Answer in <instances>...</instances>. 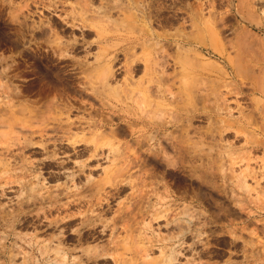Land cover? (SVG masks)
Wrapping results in <instances>:
<instances>
[{
	"label": "rangeland",
	"instance_id": "374dc122",
	"mask_svg": "<svg viewBox=\"0 0 264 264\" xmlns=\"http://www.w3.org/2000/svg\"><path fill=\"white\" fill-rule=\"evenodd\" d=\"M146 258L264 264V0H0V264Z\"/></svg>",
	"mask_w": 264,
	"mask_h": 264
},
{
	"label": "bare ground",
	"instance_id": "6f19581e",
	"mask_svg": "<svg viewBox=\"0 0 264 264\" xmlns=\"http://www.w3.org/2000/svg\"><path fill=\"white\" fill-rule=\"evenodd\" d=\"M59 42H60V41H59ZM59 42H57V43L54 45V47H52L53 49L55 48L54 50H61V49H63V47H65V45L62 44L63 42H60V43H59ZM53 44H54V43H53ZM66 46L68 47L67 44H66ZM66 50H67V49H66ZM23 51H24L23 54L27 57V55H26V54L28 53L27 50H23ZM61 52H62V51H61ZM59 53H60V52H59ZM161 56H162V55H161ZM163 56H164V54H163ZM166 56H167V55H166ZM166 56H165V57H166ZM156 57H157V56H156ZM167 57H168V56H167ZM162 58H163V57H162ZM171 58H172V57H171ZM173 58H175V57H173ZM96 59H97V58H96ZM153 59H154V58H153ZM159 59H161V57H160ZM155 60H156V61H155L156 66H157L158 64H161V65H162V66L160 65L161 68H162V69L160 68V70L163 71L164 68H165L166 66L168 67L167 62H166L167 59L165 60V58H164V59H163L164 61H161V60H162V59H161L160 62H159V60L157 61V58H156ZM172 60H173V59H172ZM176 60H177V58H176ZM170 61H171V60H170ZM83 62H84V61H83ZM168 62H169V61H168ZM171 62H172V61H171ZM152 63H153V62H152ZM155 63L152 64L153 67H151L152 65H150V67H151L152 69H155V68H156ZM146 64H147V63H146ZM149 64H150V62H149ZM149 64H147V65H149ZM175 64H176V63H175ZM84 65H85V63H84ZM102 65H103V64H102ZM123 65H124V64H123ZM147 65H146V67H147ZM169 65H170V64H169ZM75 66H76V64H75ZM107 66H108V65H107ZM128 66H129V65H128ZM154 66H155V67H154ZM158 66H159V65H158ZM158 66H157V68H158ZM160 66H159V67H160ZM163 66H164V68H163ZM73 67H74V66H73ZM76 67H77V66H76ZM76 67H75V69H78V68H76ZM79 67H81V69H82V66H79ZM111 67H112V66H111ZM124 67H125V66H124ZM134 67H135V66H134ZM136 67H137V65H136ZM105 68H106V67H105ZM108 68H109V67H107L106 69H108ZM126 68H127V69L129 68L128 71L130 70V67H126ZM79 69H80V68H79ZM106 69H105V70H106ZM131 69H132V68H131ZM134 69H135V68H134ZM134 69H133V70H134ZM148 69H149V67H148ZM148 69H146V70H148ZM47 70H48V69H47ZM108 70H111V69H108ZM108 70H107V71H108ZM112 70H113V69H112ZM112 70H111V72H113ZM156 70H157V69H155V71H156ZM160 70H159V71L157 70V72L162 73V72H160ZM165 70H167V69L165 68ZM63 71H64V70H63ZM75 71H76V70H75ZM83 71H84V69H83ZM103 71H104V69H103ZM107 71H106V74H107ZM84 72H85V71H84ZM163 72H164V71H163ZM167 72H168V71H167ZM175 72H176V71H175ZM180 72H181V71H180ZM58 73H59V72H58ZM63 73H64V72H63ZM72 73H73V72H72ZM103 73L105 74V72H103ZM126 73H127V72H126ZM129 73H130V72H129ZM172 73H173V72H172ZM45 74H47L48 76H51V77H52V72H51V71H50V72L45 71ZM108 74H109V71H108ZM127 74H128V73H127ZM162 74H163V73H162ZM164 74H166V73H164ZM168 74H169V73H168ZM168 74H166V76H167ZM173 74H174V73H173ZM177 74H178V73H177ZM62 75H63V74H62ZM67 75H68V74H67ZM75 75H76V72H75ZM154 75H155V74H154ZM65 76H66V75H65ZM65 76L63 75V77H65ZM68 76H69V75H68ZM78 76H79V75H78ZM104 76L106 77V75H104ZM166 76H161V77H158V78H157V75H155L154 78H155V77H156V78H155V79L153 78L154 81H156V84H157V85H153V87H154V86H157V89H156V90L159 92L158 96L161 97V98H158L160 101L157 102V105H156V103H155V105H154V106H157V108H159L158 111H157V109H156V110L153 109V110L156 111V113L159 114L158 116L163 115L164 112H167L165 109L168 108V107L170 106V104L175 103V101L178 100V99H177L178 97H176L177 93H175L177 90L174 91L175 88H174V87L172 88V84H171L172 81L169 83V80H172V78H170V79L168 78V77L171 76V73H170V76H169V75H168V77H166ZM173 76H174V75H173ZM46 77H47V76H46ZM53 77H54L55 79H57V82L60 81L59 83L64 84V86H65V84H66V87L68 86V87H67L68 89H69V86L71 85V83H72V85H71L72 88H73V84H76V83H77V82H74V81H76V79H75L74 81L69 80V79H68V80H67V79L65 80L66 77L63 78V77H60V76L58 77V78H59V79H58V78H56V77L54 76V74H53ZM72 77H73V75H72ZM149 77H150V79H152L151 77H153V76L151 75V76H149ZM174 77H175V76H174ZM174 77H173V78H174ZM54 78H53V79H54ZM75 78H77V77L75 76ZM47 79H48V78H47ZM53 79H52V80H53ZM73 79H74V78H73ZM81 79H82V78H81ZM175 79H176V78H175ZM175 79H174V80H175ZM174 80H173V81H174ZM144 81H145V80H144ZM150 81H153V80H150ZM52 82H53V81H52ZM82 82H83V81H82ZM142 82H143V81H142ZM85 83H86V82H85ZM77 84H78V83H77ZM77 84H76V86H77ZM79 84H80V83H79ZM151 84H153V83H151ZM173 84H174V82H173ZM176 84H177V83H176ZM56 85H57V84H56ZM54 86H55V85H54ZM71 86H70V87H71ZM80 86H81V88H83L84 85L82 86V84H80ZM149 86H150V85H149ZM66 87H65V88H66ZM84 87H85V86H84ZM144 87H145V86H144ZM74 88H75V87H74ZM76 88H77V87H76ZM76 88H75V89H76ZM78 88H79V87H78ZM78 88H77V89H78ZM151 88H152V87H151ZM70 89H71V88H70ZM83 89H84V88H83ZM88 89H89V88H88ZM128 89H129V88H128ZM149 89H150V87H149ZM153 89H154V88H153ZM153 89H152V90H153ZM80 90H81V94H82V95H83L84 93H86L85 90H84V91H83L82 89H80ZM80 90H79V91H80ZM124 90H125V88H124ZM133 90H135V89L132 88V89H131V92H132ZM179 90H181V89H179ZM77 91H78V90H77ZM79 91H78V92H79ZM138 91H139V90H138ZM150 91H151V89L149 90V92H150ZM154 91H155V89H154ZM62 92H63V91H62ZM125 92L128 93V92H127V87H126V91H125ZM129 92H130V89H129ZM158 92H156V93H158ZM68 93H69V92H68ZM132 93L134 94V91H133ZM135 93H136V92H135ZM139 93H141V92H139ZM156 93H155V94H156ZM87 94H88V93H87ZM87 94H84V96L87 95ZM97 94H98V93H97ZM78 95H80V93H79ZM88 96H90V95L88 94ZM88 96H87V97H88ZM128 96H129V94H128ZM154 96H155V95H154ZM92 97H93V96L91 95L90 98H92ZM179 97H180V96H179ZM93 98H94V97H93ZM92 100H93V99H92ZM79 101H80V100H79ZM149 101H150V100H149ZM149 103H150V102H149ZM55 104H56V103H55ZM57 104H58V103H57ZM151 104H152V102H151ZM153 104H154V103H153ZM153 104H152V105H153ZM59 105H60V104H59ZM154 106H153V107H154ZM40 109H41V108H40ZM163 111H164V112H163ZM169 111H170V110H169ZM149 112H150V111H149ZM162 112H163V113H162ZM172 112H173V111H172ZM176 112H177V111H176ZM38 113H39V112H38ZM41 113H43V112H41ZM44 113H45V112H44ZM90 113H91V112H90ZM150 113H151V112H150ZM153 113H154V112L152 111V114H153ZM165 114H167V113H165ZM165 114L163 115V117L165 116ZM39 115H40V113H39ZM169 115H171V114H169ZM172 115H173V114H172ZM90 116H91V115H90ZM149 116L151 117V115H149ZM152 116H155V114L152 115ZM182 116H183V115H182ZM156 117H157V116H156ZM156 117H155V118H156ZM160 117L163 118L162 116H160ZM151 118H153V117H151ZM171 118H174V117L172 116ZM171 118H170V119L168 118L169 121L166 120L165 117L163 118V120L161 119L162 121H160V122H154V121H152V120L150 121V123H149V127H150V128H153V129L155 130V135L152 136L153 138H160L161 135H162L161 137H163V138H164V137L167 138V136H169V135H167V134H170L169 130H170L173 126H175L176 123H177V121H173ZM50 119H51V118H50ZM69 119H70V118H68V120H69ZM81 119H82V118H81ZM158 119H159V118H158ZM190 119H191V118H190ZM66 120H67V119H66ZM174 120H176V119H174ZM186 120H188V119H186ZM74 121H75V120H74ZM83 122H84V121H83ZM91 122H94V121H91ZM60 123H62V122H60ZM60 123H59V124H60ZM65 123H66V122H65ZM73 123H75V122H73ZM185 123H186V121H185ZM57 124H58V123H57ZM63 124H64V123H63ZM75 124H76V123H75ZM95 124H96V123H95ZM81 125H82V124H81ZM81 125H80V126H81ZM185 125H186V124H185ZM191 125H192V124H191ZM191 125H190V126H191ZM51 126H52V125H51ZM62 126H63V125H62ZM62 126L60 127V125H59V127L61 128V130H62V128H63ZM77 126H78V125H77ZM92 126H93V125H92ZM186 126H187V125H186ZM42 127H43V126H42ZM57 127H58V126H56V130L58 129ZM177 127H179V126H177ZM44 128H45V127H44ZM48 128H49V127H48ZM50 128H51V127H50ZM52 128H53V131H54V130H55V129H54L55 127L53 126ZM68 128H71V127H68ZM72 128H75V127H73V125H72ZM46 129H47V128H46ZM46 129H45V131H46ZM172 129H173V128H172ZM174 129H175V127H174ZM174 129H173L172 131H174ZM176 129H177V128H176ZM41 130H44V129L41 128ZM59 130H60V129H59ZM66 130H69V129H65V131H66ZM154 130H152V131H154ZM53 131H49L48 134H50V132L52 133ZM176 131H177V130H176ZM41 132H42V131H41ZM47 132H48V130L46 131V133H47ZM54 132H55V131H54ZM56 132H57V131H56ZM60 132H61V131H60ZM69 132H70V131H68V133H69ZM72 132H73V131H72ZM174 132H175V131H174ZM174 132H173V133H174ZM42 133L45 134V132H42ZM65 133H66L65 135H66L67 137H68L69 134H71V135L73 134V133H71V132H70L69 134H68L67 132H65ZM152 133H153V132H152ZM57 134H58V133H57ZM51 135H52V134H51ZM51 135H50L49 137H51ZM53 135H54V134H53ZM151 135H152V134H151ZM166 135H167V136H166ZM170 135H171V134H170ZM56 136L58 137L59 135H56ZM61 136H64V132H63V135H61ZM76 136H77V135H76ZM76 136H75V137H76ZM171 136H172V135H171ZM175 136H176V135H175ZM53 137H54V136H53ZM67 137H66V138H67ZM97 137H98V135H97ZM169 137H170V136H169ZM178 137H179V136H178ZM47 138H48V137H47ZM55 138H56V137H55ZM55 138H54V139L52 138V139L55 140ZM62 138H63V137H62ZM66 138H65V139H66ZM153 138H152V139H153ZM174 138H175V137H174ZM48 139H49V138H48ZM48 139H47V140H48ZM52 139H50V141H51ZM57 139H59V138H57ZM57 139H56V140H57ZM67 139H70V137L67 138ZM81 139H82V138H80V140H81ZM84 139H85V138H84ZM84 139H83V140H84ZM88 139H89V138H88ZM88 139H86V140H88ZM97 139H98V138H97ZM149 139H150V138H149ZM170 139H171V137H170ZM170 139L168 138V140H167L166 142H168ZM53 140H52V141H53ZM150 140H151V139H150ZM153 140H154V139H153ZM161 140H162V139H161ZM174 140H175V139H173L172 142H169V143H171L173 149H174V147H175V148H177V149L179 150V148L181 147V146H180V144H181L180 141H181V140H178V141H179L178 143H180V144L176 143L177 140H175V141H174ZM48 141H49V140H48ZM78 141H79V138H78ZM159 141H160V140H159ZM170 141H171V140H170ZM72 142H74V140H73ZM83 142H84V141H83ZM95 142H96V140H95ZM95 142H94V143H95ZM157 142H158V141H157ZM163 142H164V141H163ZM77 143H78V142H77ZM182 143H183V141H182ZM71 144H72V143H71ZM73 144H74V143H73ZM75 144H76V143H75ZM96 144H97V143H96ZM150 144H151V143H150ZM177 144L179 145V147H177ZM92 145H93V143H92ZM94 145H95V144H94ZM158 145H159V146H162V145H160V144H158ZM171 145H170V146H171ZM152 146H153V143H152ZM152 146H151V147H152ZM155 146H156V145H155ZM182 146H183V145H182ZM95 147H97V146L95 145L93 148H95ZM151 147H150V148H151ZM167 147H168V146H166V147H163V146H162V148L164 149V151H165V148H167ZM153 148H154V146H153ZM157 148L160 149L161 147H158V146H157ZM181 148H182V147H181ZM181 148H180V149H181ZM151 149H152V148H151ZM151 149H149V150H151ZM158 149H157V150H158ZM163 149H161L162 151H160L158 154H160L161 152H164ZM59 150H60V149H59ZM79 150H80V149H79ZM153 150H156V149L154 148V149H152L151 151H149V152H151V153H149V154H152ZM175 150H176V149H175ZM102 151H103V150H102ZM166 151H167V150H166ZM166 151H165V153H167ZM171 151H172V150H171ZM179 151H180V150H179ZM84 152H85V151H84ZM142 152H144V151H142ZM154 152L156 153V151H154ZM154 152H153V153H154ZM171 153H172V152H171ZM156 154H157V153H156ZM167 154H168V153H167ZM92 155H93V151H92ZM97 155H98V154H97ZM152 155H153V154H152ZM163 155H164L163 159H161L160 156L158 157V155H157V156H156V155H153V156H155V159H153V161H154V165H155L156 167H159V166H160V167L163 168V166H164V168H165V163H166V161H164V158H166L167 155L162 154L161 156H163ZM179 155H180V154H179ZM98 156H99V155H98ZM165 156H166V157H165ZM169 156H170V155H169ZM96 157H97V156H96ZM151 157H152V156H151ZM151 157H149V158H151ZM157 157H158V158H157ZM70 158H71V157H70ZM75 158H76V157H75ZM91 158H92V157H91ZM156 158H157V159H156ZM150 160H151V159H150ZM165 160H166V159H165ZM170 160H171V158H170ZM67 161H68V160H67ZM151 161H152V160H151ZM69 162H70V161H69ZM83 162H84V161H83ZM75 163H77V162H75ZM166 164H167V163H166ZM152 165H153V164H152ZM80 166H81V165H80ZM85 166H86V165H84V167H85ZM95 166H96V165H95ZM167 166H168V165H167ZM80 168H82V167H80ZM82 169H83V168H82ZM80 170H81V169H80ZM164 170H165V169H164ZM74 172H75V171H74ZM80 172H81V171H80ZM166 172H167V170H166ZM76 173H77V172H76ZM72 174H74V173H72ZM110 175H111V173H110ZM116 175H117V174H116ZM150 175H151V174H150ZM154 175H155V174H154ZM169 175H170V174H169ZM111 177H112V175H111ZM161 177H162V176H161ZM167 177H168V176H167ZM105 178H106V177H105ZM108 179H109V178H107V180H108ZM86 180H87V179H86ZM111 181H113V180H111ZM107 182H109V180H108ZM95 183H96V182H94V184H95ZM104 183H105V182H104ZM86 184H87V183H86ZM90 184H91V183H90ZM96 184H97V183H96ZM92 185H93V184H92ZM96 186H97V185H96ZM98 186H100V185H98ZM104 186H105V185H104ZM85 187H86V186H85ZM97 188H98V190H99V187H97ZM103 188H104V187H103ZM84 189H86V188H84ZM87 189H88V188H87ZM101 189H102V187H101ZM101 189H100V190H101ZM73 192H74V191H73ZM85 192H86V191H85ZM80 193H83V192L80 191ZM69 194H70V193H69ZM76 194H77V193H76ZM76 194H75V195H76ZM83 194H84V193H83ZM75 195H74V197H75ZM84 195H85V194H84ZM76 196H79V195H76ZM81 196H82V195H81ZM70 198H72V197H70ZM77 198H78V197H77ZM83 198H84V197H83ZM79 199H80V198H79ZM75 200H76V199H75ZM76 201H77V200H76ZM56 202H57V201H56ZM71 202H72V201H71ZM57 203H58V202H57ZM52 204H53V203H52ZM55 204H56V203H55ZM91 204H93V206H94V203H93V202H92ZM87 206H88V204H87ZM89 206H90V205H89ZM89 206H88V209L90 208ZM154 207H155V206H153V208H154ZM85 208H86V207H85ZM165 208H167V207H165ZM150 209H151V208H150ZM85 210H86V209H85ZM80 211H81V210H80ZM87 211H88V210H87ZM157 211H158V209H157ZM157 211H154L153 214H155V212H156V214H159V213H160V211H158L159 213H157ZM161 211H163V210L161 209ZM98 212H99V211H98ZM81 213H83V211H82ZM161 213H162V212H161ZM86 215H87V214H86ZM91 215H92V214H91ZM93 215H94V214H93ZM163 215H164V214H163ZM84 216H85V215H84ZM84 216H82V217H84ZM87 217H88V215H87ZM90 217H91V216H90ZM96 217H97V216H96ZM156 217H157V216H156ZM153 218H155V217H153ZM82 219H84V218H82ZM84 220H85V219H84ZM84 220H82L83 223L85 222ZM86 220H88V219H86ZM72 221H73V220H72ZM86 222H87V221H86ZM92 222H93V221H92ZM71 224H72V223H71ZM72 226H73V225H72ZM72 230H73V229H72ZM58 232H59V231H58ZM62 233H63V231H62ZM80 233H81V232H80ZM81 234H82V233H81ZM68 236H69V235H68ZM162 237H163V236H162ZM164 238H166V236H165ZM162 239H163V238H162ZM58 240H59V239H58ZM163 240H164V239H163ZM55 241H56V240H55ZM61 242H62V241H61ZM61 242H58V245L55 246V250H56L57 247L60 249V250H59V249L57 248V250L55 251V253L58 252V251H59V253H60V251H61V247H59V246H61V244H59V243H61ZM81 244H82V243H81ZM62 247H64V246H62ZM161 247H162V246H161ZM164 247H167V246H164ZM84 249H85V248H84ZM86 249H87V248H86ZM89 249H90V248H89ZM89 249H87V250H89ZM163 249H164V248H163ZM63 250H64V249H63ZM63 250H62V251H63ZM87 250H83L84 253H86V252L88 253L89 251H87ZM148 250H149V249H148ZM161 250H162V249H161ZM165 250H166V249H165ZM95 251L98 253V250H95ZM145 251H146V250H145ZM64 252H65V251H63V252L61 253V255L65 257V255H66L67 253L65 254ZM87 253H86V254H87ZM92 253H93V251H92ZM161 253H164V251L162 250ZM82 254H83V252H82ZM93 254H94V253H93ZM90 255H91V254H90ZM146 255H147V256H146ZM146 255H144V256H145V257H148V256H149V258H150V253H147V252H146ZM66 256H67V255H66ZM77 256H78V255H77ZM77 256L75 257L74 260H76V258H78ZM81 256H82V255H81ZM91 256H92V255H91ZM166 256H167V255H166ZM79 257H80V256H79ZM65 258H66V257H65ZM65 258H64V259H65ZM149 258H148V259H149ZM66 259H67V258H66ZM82 260H83V258H82ZM144 260L146 261L145 264H156V263H157V262H155L156 260H154V259H153V260H152V259H149L148 262H147V258L144 259ZM144 260H143L141 263L144 264ZM161 260H162V259H161ZM60 261L62 262V260H60ZM60 261H59V262H60ZM80 261H81V259H80ZM127 261H128L127 264H130L129 260H127ZM159 261H160V260H159ZM56 262H57V261H56ZM78 262H79V261H78ZM82 262H83V261H82ZM131 262H132V259H131ZM161 262H162V261H161ZM159 263H160V262H159ZM57 264H58V263H57ZM77 264H78V263H77ZM133 264H134V262H133ZM136 264H137V263H136Z\"/></svg>",
	"mask_w": 264,
	"mask_h": 264
}]
</instances>
